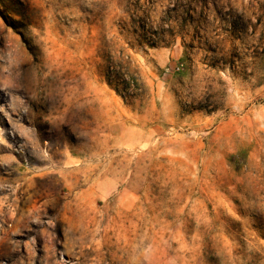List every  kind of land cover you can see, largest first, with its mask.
Listing matches in <instances>:
<instances>
[{
    "label": "rangeland",
    "instance_id": "374dc122",
    "mask_svg": "<svg viewBox=\"0 0 264 264\" xmlns=\"http://www.w3.org/2000/svg\"><path fill=\"white\" fill-rule=\"evenodd\" d=\"M0 264H264V0H0Z\"/></svg>",
    "mask_w": 264,
    "mask_h": 264
},
{
    "label": "snow or ice",
    "instance_id": "6c2138e0",
    "mask_svg": "<svg viewBox=\"0 0 264 264\" xmlns=\"http://www.w3.org/2000/svg\"><path fill=\"white\" fill-rule=\"evenodd\" d=\"M3 254H4V249H0V258L3 257Z\"/></svg>",
    "mask_w": 264,
    "mask_h": 264
}]
</instances>
